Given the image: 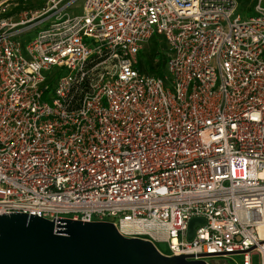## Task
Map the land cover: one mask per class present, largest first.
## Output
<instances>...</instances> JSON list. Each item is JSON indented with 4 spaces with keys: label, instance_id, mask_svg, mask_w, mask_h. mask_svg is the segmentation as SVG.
I'll return each mask as SVG.
<instances>
[{
    "label": "built area",
    "instance_id": "obj_1",
    "mask_svg": "<svg viewBox=\"0 0 264 264\" xmlns=\"http://www.w3.org/2000/svg\"><path fill=\"white\" fill-rule=\"evenodd\" d=\"M22 1L0 0V215L264 264V0H40L3 16ZM156 34L166 74L144 77ZM192 218L206 225L187 242Z\"/></svg>",
    "mask_w": 264,
    "mask_h": 264
},
{
    "label": "water",
    "instance_id": "obj_2",
    "mask_svg": "<svg viewBox=\"0 0 264 264\" xmlns=\"http://www.w3.org/2000/svg\"><path fill=\"white\" fill-rule=\"evenodd\" d=\"M54 220V219H53ZM47 221L36 215H0V264H208L202 259L165 256L154 243L123 238L111 222ZM191 242L202 218L187 222Z\"/></svg>",
    "mask_w": 264,
    "mask_h": 264
},
{
    "label": "trees",
    "instance_id": "obj_3",
    "mask_svg": "<svg viewBox=\"0 0 264 264\" xmlns=\"http://www.w3.org/2000/svg\"><path fill=\"white\" fill-rule=\"evenodd\" d=\"M243 3V2H242ZM22 4V3H20ZM26 9L22 5H17L13 9V13L21 12ZM11 11L3 16L13 15ZM23 43L27 39L21 40ZM166 40L162 35H153L147 44L140 50L137 59V70L144 77L152 76L162 78L166 74V55H167Z\"/></svg>",
    "mask_w": 264,
    "mask_h": 264
},
{
    "label": "rangeland",
    "instance_id": "obj_4",
    "mask_svg": "<svg viewBox=\"0 0 264 264\" xmlns=\"http://www.w3.org/2000/svg\"><path fill=\"white\" fill-rule=\"evenodd\" d=\"M22 3V4H20ZM18 3L17 5H22V7H25L26 9L22 10L21 12H24L27 9H40L43 7V2L40 0H23L22 2ZM15 5L14 7H16ZM13 8H9V11H13ZM18 13H13L11 15L13 19L17 18L18 19ZM16 20V19H15ZM46 22L43 23L44 27ZM51 91L53 90V86H50ZM155 247L157 250L164 255L168 254V246L165 243H155ZM208 264H242V256H229L226 259H212V260H207ZM252 264H257V256L252 258Z\"/></svg>",
    "mask_w": 264,
    "mask_h": 264
}]
</instances>
